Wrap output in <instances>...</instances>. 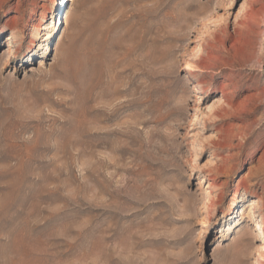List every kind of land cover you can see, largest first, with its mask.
<instances>
[{"label": "rangeland", "instance_id": "rangeland-1", "mask_svg": "<svg viewBox=\"0 0 264 264\" xmlns=\"http://www.w3.org/2000/svg\"><path fill=\"white\" fill-rule=\"evenodd\" d=\"M0 264H264V0H0Z\"/></svg>", "mask_w": 264, "mask_h": 264}]
</instances>
